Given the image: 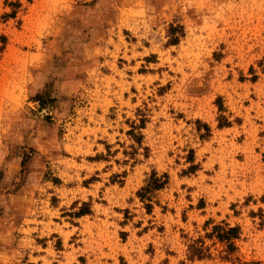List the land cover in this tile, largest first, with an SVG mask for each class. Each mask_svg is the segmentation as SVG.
Returning <instances> with one entry per match:
<instances>
[{
  "label": "rangeland",
  "instance_id": "1",
  "mask_svg": "<svg viewBox=\"0 0 264 264\" xmlns=\"http://www.w3.org/2000/svg\"><path fill=\"white\" fill-rule=\"evenodd\" d=\"M0 264H264V0H0Z\"/></svg>",
  "mask_w": 264,
  "mask_h": 264
},
{
  "label": "trees",
  "instance_id": "2",
  "mask_svg": "<svg viewBox=\"0 0 264 264\" xmlns=\"http://www.w3.org/2000/svg\"><path fill=\"white\" fill-rule=\"evenodd\" d=\"M178 39H172V42L177 43ZM168 181V175L163 173L161 176H157L156 171H152L151 175L147 181L145 187H143L139 192L138 196L142 202L148 200L150 202V196L153 192L162 189ZM146 208H150V203L145 204ZM211 220H207L204 225V229H208V225ZM241 234V229L239 225L231 226L229 223L220 222L218 224L212 225L208 231L204 234V237L213 240L214 244L218 243L225 255L222 257L224 260L232 262V255L237 250L236 240L239 239ZM209 248L205 246L204 239L198 238L192 240L191 244L188 246V259H203L210 258V254H206Z\"/></svg>",
  "mask_w": 264,
  "mask_h": 264
}]
</instances>
